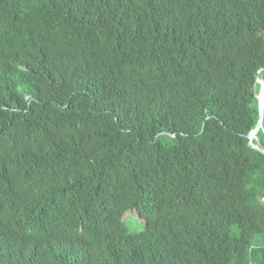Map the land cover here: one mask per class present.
<instances>
[{"label": "trees", "instance_id": "obj_1", "mask_svg": "<svg viewBox=\"0 0 264 264\" xmlns=\"http://www.w3.org/2000/svg\"><path fill=\"white\" fill-rule=\"evenodd\" d=\"M262 68L264 0H0V264H264Z\"/></svg>", "mask_w": 264, "mask_h": 264}, {"label": "water", "instance_id": "obj_2", "mask_svg": "<svg viewBox=\"0 0 264 264\" xmlns=\"http://www.w3.org/2000/svg\"><path fill=\"white\" fill-rule=\"evenodd\" d=\"M264 71L262 68L257 74L256 83L259 85V92L256 96L258 101V111L259 118L255 128L248 134L249 144L256 150L261 151L264 154V150L259 146L258 143V133L263 129V119H264V79L260 77L261 72ZM257 141V143H255Z\"/></svg>", "mask_w": 264, "mask_h": 264}, {"label": "rangeland", "instance_id": "obj_3", "mask_svg": "<svg viewBox=\"0 0 264 264\" xmlns=\"http://www.w3.org/2000/svg\"><path fill=\"white\" fill-rule=\"evenodd\" d=\"M137 213L134 211H130L125 214L124 220H127V225L129 226L131 231H142L144 230L145 223L144 221L141 220L139 216L136 215ZM253 243L255 245L264 243V237L262 236H257L254 240Z\"/></svg>", "mask_w": 264, "mask_h": 264}, {"label": "built area", "instance_id": "obj_4", "mask_svg": "<svg viewBox=\"0 0 264 264\" xmlns=\"http://www.w3.org/2000/svg\"><path fill=\"white\" fill-rule=\"evenodd\" d=\"M262 203L264 204V197L261 199Z\"/></svg>", "mask_w": 264, "mask_h": 264}, {"label": "clouds", "instance_id": "obj_5", "mask_svg": "<svg viewBox=\"0 0 264 264\" xmlns=\"http://www.w3.org/2000/svg\"><path fill=\"white\" fill-rule=\"evenodd\" d=\"M125 223L127 222V220L124 221Z\"/></svg>", "mask_w": 264, "mask_h": 264}]
</instances>
